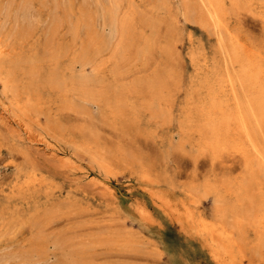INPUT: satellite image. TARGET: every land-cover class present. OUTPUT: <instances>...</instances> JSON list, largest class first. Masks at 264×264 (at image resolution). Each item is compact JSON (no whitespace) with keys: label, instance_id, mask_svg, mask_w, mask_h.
<instances>
[{"label":"rangeland","instance_id":"374dc122","mask_svg":"<svg viewBox=\"0 0 264 264\" xmlns=\"http://www.w3.org/2000/svg\"><path fill=\"white\" fill-rule=\"evenodd\" d=\"M44 9L50 24L25 40L0 11V36L14 39L16 57L37 53L39 91L58 119L49 124L41 115L31 123L32 142L0 84V264H19L21 256L27 264H58L60 250L51 248V240L72 247L83 235L95 238L86 264H215L155 205L139 179L146 167L159 182L153 189L172 199L194 174L198 184L205 180V160L195 168L197 148L175 134L176 110L193 71L186 37L193 29L205 42L204 34L184 21L181 6L165 0H47ZM174 21L186 29L177 31ZM50 74L51 86L45 84ZM101 99L124 110L135 107L139 124L133 127L126 116L114 125L95 106ZM83 100L90 105L77 104ZM96 150L107 161L123 152L125 165L100 166ZM51 203L64 205L53 224ZM140 207L153 221L143 220Z\"/></svg>","mask_w":264,"mask_h":264},{"label":"bare ground","instance_id":"6f19581e","mask_svg":"<svg viewBox=\"0 0 264 264\" xmlns=\"http://www.w3.org/2000/svg\"><path fill=\"white\" fill-rule=\"evenodd\" d=\"M172 2L184 10V21L206 39H195L194 30L188 31V60L193 71L176 110L175 134L197 148L194 167L202 158L208 171L201 184L194 174L175 199L153 189L151 185L159 182L150 179L153 175L146 167L139 179L147 185L142 187L155 205L187 236L198 240L215 264H264V0H165L168 5ZM46 4L47 0H0V11L7 12L16 35L25 40L38 26L50 24V16L43 15ZM106 27L113 31L111 23ZM175 27L177 31L186 29L176 22ZM16 56L14 39L0 36V84L12 95L11 110L33 142L31 123H39L41 115L49 124L57 125L58 119L39 91L37 53ZM76 79L82 77H71ZM45 84L51 86V74ZM63 93L66 98L70 89ZM79 103L85 108V103L90 105L87 100ZM95 104L114 125L124 124L126 116L133 127L139 124L135 107L124 110L119 102L107 99ZM94 153L100 166L125 165L123 152L108 161L99 150ZM206 201H210L209 211ZM63 208V204L51 203V224L59 221L54 214ZM139 213L144 221H153L147 209L140 207ZM94 239L89 242L79 236L72 247L69 242L63 248L51 240V248L60 250L55 256L58 264H86ZM26 259L16 258L22 261L19 264H27Z\"/></svg>","mask_w":264,"mask_h":264}]
</instances>
